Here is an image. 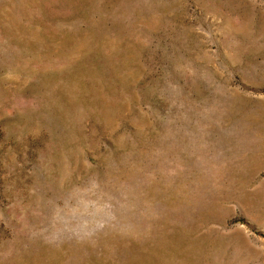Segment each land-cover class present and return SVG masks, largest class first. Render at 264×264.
<instances>
[{
    "label": "rangeland",
    "instance_id": "374dc122",
    "mask_svg": "<svg viewBox=\"0 0 264 264\" xmlns=\"http://www.w3.org/2000/svg\"><path fill=\"white\" fill-rule=\"evenodd\" d=\"M0 264H264V0H0Z\"/></svg>",
    "mask_w": 264,
    "mask_h": 264
}]
</instances>
